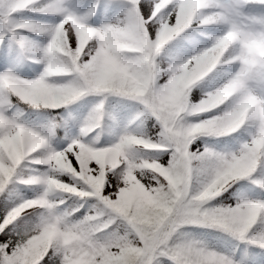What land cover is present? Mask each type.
<instances>
[{"label": "snow or ice", "instance_id": "6c2138e0", "mask_svg": "<svg viewBox=\"0 0 264 264\" xmlns=\"http://www.w3.org/2000/svg\"><path fill=\"white\" fill-rule=\"evenodd\" d=\"M0 264H264V0H0Z\"/></svg>", "mask_w": 264, "mask_h": 264}]
</instances>
